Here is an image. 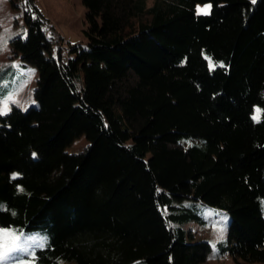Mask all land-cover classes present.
<instances>
[{"label":"trees","instance_id":"1","mask_svg":"<svg viewBox=\"0 0 264 264\" xmlns=\"http://www.w3.org/2000/svg\"><path fill=\"white\" fill-rule=\"evenodd\" d=\"M82 2L85 48L54 55L29 13L11 40L38 78L0 116V226L46 232L35 264H201L190 199L229 215L221 253L264 262V0Z\"/></svg>","mask_w":264,"mask_h":264},{"label":"rangeland","instance_id":"2","mask_svg":"<svg viewBox=\"0 0 264 264\" xmlns=\"http://www.w3.org/2000/svg\"><path fill=\"white\" fill-rule=\"evenodd\" d=\"M153 1L146 0V4L150 6ZM205 4L210 3L198 4L196 8L197 6L202 8ZM26 13L43 20L42 28L54 47V55L57 54L58 45L64 52L73 44L85 48L88 27L85 18L86 8L82 0H32V3L28 0H16V2L0 0V35L7 40L6 46L0 51V101L7 100L10 108L16 106L21 110H26L36 103L33 91L38 78L36 67L22 60L21 56L12 49L13 38L26 37ZM9 97L15 103L8 100ZM88 145V141L82 136L74 140L67 151L79 153ZM56 174L55 172L53 176L55 177ZM173 204L177 207L173 209L175 212L187 213V219L180 222L187 239L189 241L206 240L210 244V252L201 264H243L242 260L233 258L227 253H221L220 244L227 241L230 220L224 210L190 199L174 201ZM0 228L19 230L14 235L23 233L47 238L46 232L41 229L25 231L13 226H0ZM218 230H222V239H218L220 235ZM3 243L11 244L12 240L6 238ZM0 264H9V262L0 261ZM19 264H29V261L24 259V254H19ZM256 264H264V262L259 261Z\"/></svg>","mask_w":264,"mask_h":264},{"label":"snow or ice","instance_id":"3","mask_svg":"<svg viewBox=\"0 0 264 264\" xmlns=\"http://www.w3.org/2000/svg\"><path fill=\"white\" fill-rule=\"evenodd\" d=\"M254 2L255 0H253V3ZM211 8H212L211 4H205L204 7L202 8L200 6H197L196 14L209 15L211 12ZM26 10L27 9H25V11ZM6 43L7 40L5 39V37L0 35V51L4 49ZM205 58L209 60V69L212 70L215 67V65L212 63L210 58L208 57ZM8 100H12V98L9 97ZM12 102L15 103L14 100H12ZM10 111L11 108L9 107L8 101L7 100L0 101V116L7 115ZM260 112L261 110L259 108H256L254 110V115L252 116L254 122L260 121ZM2 208L3 206L0 205V209ZM12 214L15 215L14 212ZM18 231L19 230L0 228V261H8L9 264H19V254H24V259L28 260L29 264H35V260H36L35 250L37 248H42L46 243L47 238L46 237L41 238L34 235H27L23 233H20L19 235H14V233ZM218 231L220 232L218 239H222L223 238L222 230H218ZM6 238H11L12 243L11 244L3 243V241Z\"/></svg>","mask_w":264,"mask_h":264}]
</instances>
